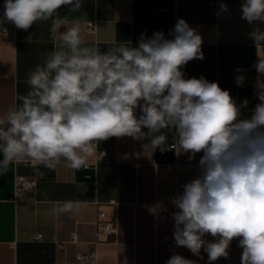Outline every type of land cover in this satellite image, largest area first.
I'll return each instance as SVG.
<instances>
[{
    "label": "clouds",
    "instance_id": "obj_1",
    "mask_svg": "<svg viewBox=\"0 0 264 264\" xmlns=\"http://www.w3.org/2000/svg\"><path fill=\"white\" fill-rule=\"evenodd\" d=\"M62 6L81 10L82 0H5L0 23L27 31L38 21H52V51L27 76L29 91L0 115V172L9 165L35 161L55 169L62 161L73 170L87 169L91 158L106 153L101 142L130 137L147 140L161 152L187 153L198 162V174L169 198L177 247L194 256L207 254L208 264L228 258L234 239L242 249L241 264H264V58L252 66L258 99L250 116L241 118L249 101L237 102L229 90L204 76L186 78L183 68L204 59L199 31L180 18L166 36L141 33L137 46L115 41L106 51L86 45L82 17L71 26L59 15ZM241 18L264 24V0H244ZM228 12L220 4V13ZM3 31H6L4 29ZM255 45L264 31L254 27ZM244 71L237 69V73ZM246 77L238 74L236 85ZM160 219L169 211L163 201L144 206ZM57 214L76 215L80 202L65 200ZM214 239L209 241L206 236ZM166 264H197L174 253Z\"/></svg>",
    "mask_w": 264,
    "mask_h": 264
},
{
    "label": "crops",
    "instance_id": "obj_2",
    "mask_svg": "<svg viewBox=\"0 0 264 264\" xmlns=\"http://www.w3.org/2000/svg\"><path fill=\"white\" fill-rule=\"evenodd\" d=\"M5 0H0V18ZM244 0H82L81 10L70 12V6L59 9L61 17L72 20L80 16L96 24L94 32L87 31L82 22L86 45L106 51L115 41L130 40L137 46L141 33L151 37L156 31L167 36L177 20L185 19L203 38L204 59H194L184 68L186 78L204 76L229 90L238 103L249 101L241 118L250 116L259 103L253 88L257 73L252 67L258 58H264V42L255 45L251 37L254 27L264 31V24L249 25L241 18L240 5ZM228 12L220 13V4ZM87 22V23H88ZM52 21H38L27 31L17 29L7 22L8 30L0 33V115L10 106L18 104V97L30 90L27 76L45 54L52 51ZM237 69L244 71L237 73ZM246 77L243 87L236 85L235 77ZM167 134V144L172 150H154L147 140L130 137L110 138L101 142L99 161L91 158L87 169L73 170L61 162L48 169L35 161L9 165L0 172V264H91L76 260L77 253H87L95 240L96 217L99 210L106 218L116 222L117 234L97 246L95 264H166L173 255L168 242L173 239L169 211L160 219L149 214L145 205L157 202L174 191L177 183L186 184L199 171L198 162L203 153L189 161L187 153L177 154L173 135ZM2 159V154H0ZM175 165L179 169L174 171ZM194 166V169H186ZM164 169L168 171L163 172ZM17 176L34 178L35 192L16 190ZM65 200L80 202L76 215L57 214L54 208ZM73 234L77 245L69 243ZM103 239H105L103 237ZM212 241L214 238L206 236ZM64 243L60 249L59 244ZM234 239L228 258L214 264H241L242 249ZM180 255L208 264L207 254L200 257L187 248Z\"/></svg>",
    "mask_w": 264,
    "mask_h": 264
},
{
    "label": "built area",
    "instance_id": "obj_3",
    "mask_svg": "<svg viewBox=\"0 0 264 264\" xmlns=\"http://www.w3.org/2000/svg\"><path fill=\"white\" fill-rule=\"evenodd\" d=\"M87 31L94 32L96 30V24L93 22L86 23ZM6 29V31H3ZM8 30L7 22L6 23H0V33H6ZM179 169L178 165H175L174 171H177ZM186 169L192 170L194 169V166H188ZM168 171L167 169H164L163 172ZM183 185L177 183L175 185L174 191L165 197H158L157 201H163L166 204L171 205L169 202V198L182 194L183 191ZM37 189V181L34 178H28L25 176H17L16 178V190L17 193L20 192H35ZM172 206V205H171ZM175 210V209H174ZM96 234H95V240L91 243V248L87 253H77L76 260L82 263H91L95 264L97 262V246L109 239L112 236H115L117 234V226L116 222L112 220H108L106 218V213L102 210H99L96 217ZM103 237L105 239H103ZM70 244L77 245L79 243L78 237L76 234H73L69 240ZM64 243L59 244V248H64ZM168 248L170 252L179 253L180 249L183 247H177L175 244L174 238L168 242Z\"/></svg>",
    "mask_w": 264,
    "mask_h": 264
}]
</instances>
